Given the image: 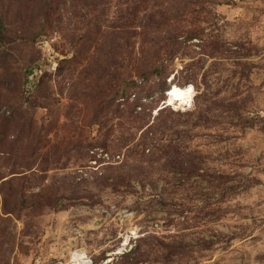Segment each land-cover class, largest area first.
I'll return each mask as SVG.
<instances>
[{
    "label": "rangeland",
    "instance_id": "1",
    "mask_svg": "<svg viewBox=\"0 0 264 264\" xmlns=\"http://www.w3.org/2000/svg\"><path fill=\"white\" fill-rule=\"evenodd\" d=\"M73 254L264 264V0H0V264Z\"/></svg>",
    "mask_w": 264,
    "mask_h": 264
},
{
    "label": "bare ground",
    "instance_id": "2",
    "mask_svg": "<svg viewBox=\"0 0 264 264\" xmlns=\"http://www.w3.org/2000/svg\"><path fill=\"white\" fill-rule=\"evenodd\" d=\"M170 93H168V101L167 105L168 106H185V107H190L193 97H194V91L192 88H178V87H173L171 90H169ZM84 257L81 255L73 254L72 255V260L71 263L73 264H81V261H83Z\"/></svg>",
    "mask_w": 264,
    "mask_h": 264
}]
</instances>
